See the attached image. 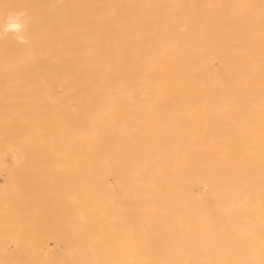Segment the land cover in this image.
Returning a JSON list of instances; mask_svg holds the SVG:
<instances>
[{
    "label": "bare ground",
    "instance_id": "bare-ground-1",
    "mask_svg": "<svg viewBox=\"0 0 264 264\" xmlns=\"http://www.w3.org/2000/svg\"><path fill=\"white\" fill-rule=\"evenodd\" d=\"M0 264H264V0H0Z\"/></svg>",
    "mask_w": 264,
    "mask_h": 264
}]
</instances>
